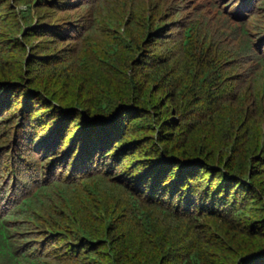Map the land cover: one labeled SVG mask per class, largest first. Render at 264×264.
Wrapping results in <instances>:
<instances>
[{
	"label": "trees",
	"instance_id": "obj_1",
	"mask_svg": "<svg viewBox=\"0 0 264 264\" xmlns=\"http://www.w3.org/2000/svg\"><path fill=\"white\" fill-rule=\"evenodd\" d=\"M0 264H264V0H0Z\"/></svg>",
	"mask_w": 264,
	"mask_h": 264
},
{
	"label": "rangeland",
	"instance_id": "obj_2",
	"mask_svg": "<svg viewBox=\"0 0 264 264\" xmlns=\"http://www.w3.org/2000/svg\"><path fill=\"white\" fill-rule=\"evenodd\" d=\"M254 216V215H253Z\"/></svg>",
	"mask_w": 264,
	"mask_h": 264
}]
</instances>
